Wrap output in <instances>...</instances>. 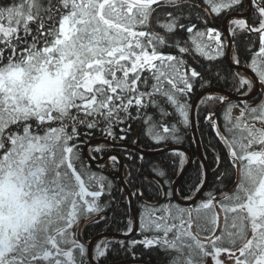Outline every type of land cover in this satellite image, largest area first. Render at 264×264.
<instances>
[{
	"label": "snow or ice",
	"instance_id": "1",
	"mask_svg": "<svg viewBox=\"0 0 264 264\" xmlns=\"http://www.w3.org/2000/svg\"><path fill=\"white\" fill-rule=\"evenodd\" d=\"M241 8L244 0L0 3V264H88L89 249L77 239L79 219L104 211L106 205L99 201L105 178L81 159L87 144L81 137L98 129L115 139V125L140 119L171 133L156 134L157 143L178 141L181 128L191 123L189 94L195 80L202 79L179 54L191 51L190 41L208 60L219 58L225 45L221 33L207 27L206 17ZM248 9L252 22L233 18L229 31L233 37L238 30L258 36V50L245 67L255 73L260 91L264 0H249ZM181 31L189 34L188 40L178 38ZM233 63L240 61L233 56ZM217 79L227 77L217 73ZM245 88L243 105L226 95L209 97L225 106L223 131L214 111L205 116L230 162L238 165L234 188L218 198L201 191V177L193 195L183 198L194 206L169 201L149 224L141 223L162 235L132 244L160 245L172 253L168 264H204L210 255L215 264H223L222 253L231 264H264V91L260 102L252 103L253 80L239 76L236 90ZM234 109L238 115L233 116ZM92 152L101 148L89 147L88 160L96 158ZM108 159L118 162L115 155ZM216 161L219 165V155ZM95 185L99 190L90 191ZM202 231L209 235L201 237ZM105 253L96 245V257Z\"/></svg>",
	"mask_w": 264,
	"mask_h": 264
},
{
	"label": "trees",
	"instance_id": "2",
	"mask_svg": "<svg viewBox=\"0 0 264 264\" xmlns=\"http://www.w3.org/2000/svg\"><path fill=\"white\" fill-rule=\"evenodd\" d=\"M2 2H4V0H0V3ZM197 2L199 3V0H197ZM244 4L245 8H241L239 11L224 12L220 15L212 13L210 16L206 17L208 20L207 27L216 28L221 33V40L225 45L223 48V54L219 58L208 60L205 56H202L195 50L190 41L188 46L191 48V51L188 53L179 54L177 50L173 48L162 49L164 52L181 55L189 67L195 68L201 73L202 79L197 78L195 80L192 92L189 94V103L191 106L193 105L196 96L208 87H220L237 96H244L242 93L247 90L246 88L241 89L239 92L236 90L239 86V76L251 78L253 80V78L250 75H247L246 72L240 69H234V67H232V65L228 62L225 55L228 48L227 37L221 30L224 18L230 13L244 12V10L248 7L249 0H244ZM202 7H206V5H202ZM232 19L228 21L229 29L234 27L231 23ZM246 19H248L249 22H252L251 12L248 16H246ZM5 26H7L6 21ZM198 27L203 30L205 25L198 22ZM156 30L159 31L158 28ZM178 38L181 40H188L189 34L181 31L178 33ZM168 42L172 43L171 40ZM205 43L209 42L205 39ZM232 44V60L233 56H235L239 59L240 65L246 66V64H250L251 62L252 53L258 50L259 38L254 33L249 34L238 30V34L235 37L232 36ZM249 46L251 47V51L247 50ZM217 73H219L221 77H227V79H217ZM237 73H239V76L236 75ZM255 87V82L253 80L252 92L255 90ZM260 91H264V89ZM221 95L226 94L218 91L207 93L201 98L196 106L197 131L199 132L200 142L202 143V151L204 152L207 163H209L211 174L209 188L206 192L213 193L214 196L218 198L221 193H228L234 188L237 181L238 168V165H234L230 162L227 155V149L218 140L215 135V131L210 127L208 121L205 120L207 113L209 111H214L216 113L214 118L217 120L221 130H224L225 119L223 113L225 106H222L216 100L209 99L210 96L215 97ZM229 99L234 104L243 105L245 103V101H236L230 97ZM251 102H260V92L251 99ZM169 110L171 111V109ZM133 114L135 113L133 112ZM148 114L154 115V109L149 108ZM235 115H238V111L236 109L233 110V116ZM101 127H104V125H101ZM121 129H124V131L121 132ZM112 131L116 136L115 139L107 138L98 129L95 130L91 136L87 138L82 136L81 139H87V144H89L91 141L106 138L116 144L125 143L136 145L143 151H148L151 154H142L136 149H132L127 146H110L104 142H97L89 145V147L92 148H101V152L91 153V155L96 157V160H101L102 157L114 151L118 152L120 156H122L124 159L123 178L125 179L126 185L130 189L131 193H137V195L132 196L134 199V209L137 210L140 220L138 232L131 238L121 239L118 237H105L94 242V259H96L100 264H117V262H123L130 259L137 261L142 260L147 263L150 262L151 264H168V258L172 255V253L165 251V249L160 245L145 246L144 244H132L131 241H139L145 238L151 239L153 236L162 235L161 232H157L154 229L148 230L147 228H141V223L143 222L145 225L149 224L154 216H159L161 214L160 209L168 205L169 201H171L172 204H178L174 197H167L165 196V193L174 190V183L187 165L188 155L181 150L166 152H161V150H165L170 146L180 145L188 148L195 155L194 162L191 167L178 183V197L181 199L185 196L193 195L192 189L194 185L201 179V177L203 180L205 179V167L204 163H202L201 159L198 157L197 143L195 142L194 133L192 131V121L189 127L181 128L179 133L180 138L178 141L169 139L166 142L157 143L154 139L156 134L170 135L171 133L165 134L162 132L161 127L148 126L140 119H133L126 121L125 123L115 125ZM121 135L125 136V138L120 139ZM86 145L83 146V149H85ZM180 153L184 154L183 157H181ZM217 155L221 157L219 165L216 161ZM81 159H83L85 163H88L91 170L97 173L98 176L105 178L103 180L104 194L100 197L99 202L106 205V207L102 213H91L87 217H81L79 219L80 228L77 237L79 242L84 243L88 248V242L101 234L119 233L125 235V233H131L132 231L128 232L129 221H131V227L133 230L135 220L133 219L131 200L129 199L128 192L126 188L123 187L121 178H119V159L116 163L108 159L102 163V165H99L88 160L84 155V150L81 152ZM182 159L184 161L183 164H181ZM160 172H163L164 175L161 176L159 174ZM89 190H99V185H95ZM141 192L144 194L143 197L138 194ZM196 194L197 193H195V195ZM86 199L89 201L91 200L90 197H86ZM206 199L207 196H203L201 200ZM154 209L156 210L154 211ZM93 217H95V219H93ZM88 220L92 221L85 225V221ZM193 229H195V225H193ZM207 235H209L208 232H201V237ZM169 236L171 238V234H169ZM121 241H123V243H120ZM98 244L101 248L106 249L105 256L103 257L95 256V248ZM224 246L229 247L227 244ZM205 259L206 257L204 260ZM88 264H91L89 257ZM128 264L143 263L138 262Z\"/></svg>",
	"mask_w": 264,
	"mask_h": 264
},
{
	"label": "water",
	"instance_id": "3",
	"mask_svg": "<svg viewBox=\"0 0 264 264\" xmlns=\"http://www.w3.org/2000/svg\"><path fill=\"white\" fill-rule=\"evenodd\" d=\"M250 9H248L246 12L244 13H238V12H235V13H230L228 14L225 18H224V21H223V25H222V32L223 33H226L227 35V38H228V48L226 50V57H227V60L228 62L230 63V65H232V67H234V69H240L244 72H246L247 74L251 75L255 81V86L257 85V80L255 78V73L250 69V68H246L245 66L243 65H240V64H234L232 59H231V50L233 48V44H232V38H231V33L229 31V27H228V21L229 19L231 18H235V17H238V18H246V16H248L250 14ZM221 92V93H224L226 94L227 96H229L230 98L236 100V101H246L248 100V97H245V96H237L233 93H231L230 91H227L223 88H220V87H208L206 88L205 90L201 91L195 98V101L192 105V112H191V121H192V131L194 133V138H195V142L197 143V153H198V156L199 158L201 159V161L204 163V166H205V174H206V179H205V182H204V188L201 189L202 192H205L208 187H209V182H210V178H211V174H210V166H209V163H207V160L205 158V155H204V152H202V143L200 142V137H199V132L197 131V121H196V106L198 104V102L201 100L202 97H204L207 93H211V92ZM260 91H258L257 87L255 88L254 92H252L251 94H249V97L253 98L255 97ZM255 94V95H253ZM105 142L111 146H114V147H122V146H127V147H130V148H134L136 149L137 151H139L140 153L142 154H151L149 153L148 151L146 152L145 150L143 151L142 149H140L139 147H137L136 145H130V144H125V143H119V144H116L106 138H101V139H98V140H94V141H91L88 145L85 146V149H84V155L85 157L87 158L88 157V152H87V149H88V146L93 143V142ZM176 149H180V150H183L185 153H188L189 155V159H188V163H187V166L183 169L182 173L180 174V176L178 177L177 181L175 182L174 186V194H173V197L180 203L184 204V205H188L190 206V202H184L182 200L179 199V197H177V195L175 193H177V185L178 183L182 180V178L185 176L184 174L188 171V169L191 167L192 163H193V160L195 158V155L194 153H192L188 148H185L183 146H180V145H176V146H170V147H167L165 150H161V152H166V151H173V150H176ZM112 154H115L116 156H118V158L120 159V169H119V178H121V182H122V185L124 188H126L127 192H128V195H129V199L131 200V206H132V209H133V202H134V199H133V196H132V193L130 191V189L127 187L126 183H125V180L123 178V165H124V159L122 158V156H120L118 153H115V152H112L111 154H108L106 156H104L103 158H101V160H90L92 162H95L96 164H102L106 159H108V157ZM196 197H199V199L201 198V194L200 193H197ZM133 212H134V220H135V229H134V233L135 234L137 232V229L139 227V220H138V216H137V213L135 211V209H133ZM89 223V221H87ZM87 224V223H85ZM119 236L120 238H123V239H127L130 237V235H122V234H119V233H105V234H101L97 237H94V239H91L90 242L88 243L89 246H88V249H89V260L92 264H100L98 263L96 260H94V257H93V254H92V247L94 245V241L99 239L100 237H105V236ZM144 263V264H151L150 262L147 263L146 261H142V260H127V261H123V262H117V264H128V263Z\"/></svg>",
	"mask_w": 264,
	"mask_h": 264
},
{
	"label": "rangeland",
	"instance_id": "4",
	"mask_svg": "<svg viewBox=\"0 0 264 264\" xmlns=\"http://www.w3.org/2000/svg\"><path fill=\"white\" fill-rule=\"evenodd\" d=\"M88 152V149H87ZM134 234H131L129 238L133 237ZM238 254V253H237ZM227 253H222L219 259L223 262V264H231L230 261L226 260L225 257L227 256ZM204 264H215V261L213 260L212 256L210 255L209 257H206L204 260Z\"/></svg>",
	"mask_w": 264,
	"mask_h": 264
}]
</instances>
